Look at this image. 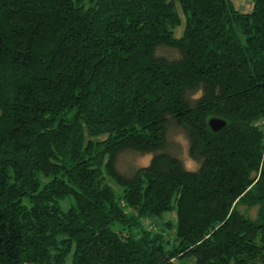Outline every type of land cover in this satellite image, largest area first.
<instances>
[{
  "label": "trees",
  "instance_id": "16d2710c",
  "mask_svg": "<svg viewBox=\"0 0 264 264\" xmlns=\"http://www.w3.org/2000/svg\"><path fill=\"white\" fill-rule=\"evenodd\" d=\"M252 1L0 0V264H264ZM173 126L197 170L167 151ZM127 150L151 163L124 175Z\"/></svg>",
  "mask_w": 264,
  "mask_h": 264
},
{
  "label": "rangeland",
  "instance_id": "374dc122",
  "mask_svg": "<svg viewBox=\"0 0 264 264\" xmlns=\"http://www.w3.org/2000/svg\"><path fill=\"white\" fill-rule=\"evenodd\" d=\"M233 2L235 3L236 7L242 12L251 11L253 8L252 0H233ZM178 10L181 12V8L179 7V5H178ZM184 27H185V19L182 26H180L175 30V35L178 37L181 36ZM159 55L172 60L175 58H179L180 53L176 50H171L166 47H163L159 50ZM189 146H190L189 139L185 134V132L179 127L176 126L171 127L168 132L167 151L172 155L176 156L177 158L181 159L187 170L195 171L199 168V164L190 157ZM152 157L153 156L149 154H143L133 150H127L123 152L119 157L118 169L124 175L129 176L138 169L148 166L151 163ZM115 187H116V192L118 194L122 193V190L118 186ZM251 214L255 216L257 214V208L253 209L251 211ZM171 219L174 221V229H173V233H174L175 224L177 223L176 213L168 212L164 214L162 217L163 221H169ZM160 223H161L160 221H157L154 224L156 227H159ZM147 225L150 226L151 224L148 223ZM165 234L167 236H170L171 239L174 236V234L172 235L170 231H165ZM175 263L195 264V257L192 256L189 258H178Z\"/></svg>",
  "mask_w": 264,
  "mask_h": 264
},
{
  "label": "water",
  "instance_id": "95a60500",
  "mask_svg": "<svg viewBox=\"0 0 264 264\" xmlns=\"http://www.w3.org/2000/svg\"><path fill=\"white\" fill-rule=\"evenodd\" d=\"M209 126L214 132H220L227 126V122L220 118H211Z\"/></svg>",
  "mask_w": 264,
  "mask_h": 264
},
{
  "label": "crops",
  "instance_id": "0c3cea01",
  "mask_svg": "<svg viewBox=\"0 0 264 264\" xmlns=\"http://www.w3.org/2000/svg\"><path fill=\"white\" fill-rule=\"evenodd\" d=\"M246 12H248V11H246Z\"/></svg>",
  "mask_w": 264,
  "mask_h": 264
}]
</instances>
